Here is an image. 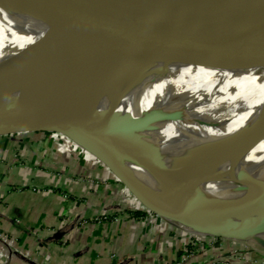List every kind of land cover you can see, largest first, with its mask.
Returning a JSON list of instances; mask_svg holds the SVG:
<instances>
[{"label": "bare ground", "instance_id": "bare-ground-1", "mask_svg": "<svg viewBox=\"0 0 264 264\" xmlns=\"http://www.w3.org/2000/svg\"><path fill=\"white\" fill-rule=\"evenodd\" d=\"M110 10L113 19L92 49L110 36L123 43L125 33L136 30L131 46L142 59L97 68L76 89L108 93L95 103L100 111L158 119L152 129L121 127L122 144L130 150L129 167L154 195L198 220L181 228L264 247V186L242 180L264 171V27L157 0H125ZM34 26L19 1L0 0V49ZM212 29L222 30V38L212 36ZM88 57L87 51L79 65ZM52 87L35 83L22 90L41 98ZM110 96L120 97L115 106ZM182 165L185 176L175 171ZM218 198L255 206L225 212Z\"/></svg>", "mask_w": 264, "mask_h": 264}, {"label": "water", "instance_id": "water-1", "mask_svg": "<svg viewBox=\"0 0 264 264\" xmlns=\"http://www.w3.org/2000/svg\"><path fill=\"white\" fill-rule=\"evenodd\" d=\"M17 1L34 17L36 26L18 34L0 49V137L52 133L68 135L98 156L148 210L169 222L198 221L157 198L129 167L132 158L130 150L122 144L121 127L152 129L158 119L135 118L115 109L100 111L95 103L98 99L109 97L108 93L100 92L99 95L76 89L78 80L97 68L142 59L139 49L131 46V42L139 37L140 32L136 30L126 32L123 43L119 42V37L110 36L99 48L92 49L98 32L113 19L112 6L125 0ZM157 1L184 5L264 27V0ZM207 25L215 28L212 24ZM162 28L163 31L167 29ZM197 31L201 33L199 27ZM210 32L212 36L222 38L219 35L222 30L212 29ZM111 41L114 44L107 46ZM87 51L91 59L79 65ZM35 83H44V90L49 83L53 87L49 94L45 93L41 98L37 94H24L22 89ZM119 98L110 96V105L115 106ZM148 159L151 162L150 156ZM175 171L180 176L187 174L185 165ZM242 180L250 185L264 186V171L257 176L242 175ZM216 202L226 209L225 212L244 211L255 206L251 200L247 205L233 199L218 198ZM261 242L264 245V240L261 239Z\"/></svg>", "mask_w": 264, "mask_h": 264}, {"label": "crops", "instance_id": "crops-1", "mask_svg": "<svg viewBox=\"0 0 264 264\" xmlns=\"http://www.w3.org/2000/svg\"><path fill=\"white\" fill-rule=\"evenodd\" d=\"M109 178L110 184L104 187L102 195L92 192L98 186H88L83 195L86 200L80 202L65 200L60 188L72 191L81 186L60 177L51 178L54 183H48L44 190H36L33 184L23 183L20 188L12 186L11 181H1L0 235L17 237L29 263L30 258L41 264L174 263L182 255L180 248L186 236L171 222L157 219L155 227L149 226L147 220L134 223L130 217L140 215L131 208L120 218L96 217L101 197L123 200L124 204L137 202L115 175L110 174ZM122 192L124 196L120 198ZM75 219L82 220L81 225L70 227L67 221ZM63 240L65 245L61 244ZM26 261L20 260L18 264H27ZM205 262L197 260L191 264Z\"/></svg>", "mask_w": 264, "mask_h": 264}, {"label": "rangeland", "instance_id": "rangeland-1", "mask_svg": "<svg viewBox=\"0 0 264 264\" xmlns=\"http://www.w3.org/2000/svg\"><path fill=\"white\" fill-rule=\"evenodd\" d=\"M110 174L113 172L98 156L68 135L53 133L0 137V182L11 181L14 187L22 188L25 184H33L36 190H44L48 187V183L53 182L54 179L51 178L60 177L81 186L72 191H65L64 187L60 188L64 192L65 200L80 202L86 200L83 195L88 186H98L97 191L92 190V192L102 195L104 187L110 184ZM71 193L77 196L72 197ZM130 195L136 198L134 194ZM123 196L120 194V198ZM140 205L143 206L141 202ZM128 208V204H124L123 200L110 201L101 197L100 209L96 211V217L120 218L119 216ZM144 217V215L134 216L136 218L134 220L133 217L130 218L134 223L140 224V220L149 221ZM68 223L70 227L80 226L82 220H70L67 221ZM173 225L180 229L186 240L180 248L182 255H178L171 264H191L197 260H205L203 264H264V247H256L250 240L213 236L208 233L191 234L181 228L180 223ZM257 242L255 240L256 245ZM61 244L66 243L63 240ZM0 249V264H18L20 260L26 261L29 258L24 245L12 235H0ZM28 261L27 264H41L32 258H30L31 263Z\"/></svg>", "mask_w": 264, "mask_h": 264}, {"label": "built area", "instance_id": "built-area-1", "mask_svg": "<svg viewBox=\"0 0 264 264\" xmlns=\"http://www.w3.org/2000/svg\"><path fill=\"white\" fill-rule=\"evenodd\" d=\"M53 134V133H52ZM127 189L125 188V191H126ZM122 194H124L123 192H122ZM136 199V198H135ZM137 202L135 203V204H128V207L129 208H131V209H133L134 211H145V217L144 218H148L149 219V224L153 227H155L157 224H158V221H157V219H161V217L159 216V215H157V214H155L154 212H152V211H150V210H148V209H146L145 207H143V206H141L140 205V202L138 201V200H136ZM149 216V217H148ZM155 217H157V218H155ZM134 219H136V218H134L133 217V220ZM163 219V218H162ZM139 223H141V220L139 221Z\"/></svg>", "mask_w": 264, "mask_h": 264}, {"label": "trees", "instance_id": "trees-1", "mask_svg": "<svg viewBox=\"0 0 264 264\" xmlns=\"http://www.w3.org/2000/svg\"><path fill=\"white\" fill-rule=\"evenodd\" d=\"M137 215H145V211H136Z\"/></svg>", "mask_w": 264, "mask_h": 264}]
</instances>
